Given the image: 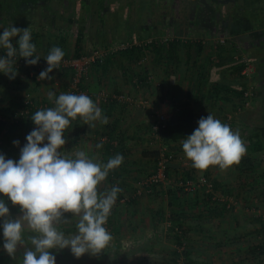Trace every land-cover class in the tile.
<instances>
[{
	"label": "rangeland",
	"instance_id": "rangeland-1",
	"mask_svg": "<svg viewBox=\"0 0 264 264\" xmlns=\"http://www.w3.org/2000/svg\"><path fill=\"white\" fill-rule=\"evenodd\" d=\"M128 1L131 5L129 11L128 8H125L124 13L126 14L122 16V14L119 13L115 20H109L106 17L104 19V14L99 9L96 12L98 16L97 20L99 22L95 18H93V21L91 20V24H93V27L92 25H88L90 24L88 23L89 21H85L89 20L91 14L89 15L87 8H85L84 6L83 0H39L38 4H34L35 2H26L24 4V7H22L23 10L15 13L14 15L11 14L14 13L12 12L13 9L10 12L11 15L7 12V5L2 1L1 11L7 12L9 16L7 17V14H4V17L2 16V14H0V29L3 30L5 28L14 26L20 29L29 28L31 34L32 32H36L38 34V37L36 39L38 51L36 53L41 58L39 60V68L33 69L34 72H36V76L34 77L26 74L25 72H20L16 67L14 68L16 69L18 74L15 79L10 80L8 76L0 74V108H5L7 105H10L12 101L20 103L26 93H30L33 99L37 100L39 105L40 103L49 104V107L47 106L46 108H50L54 106L53 100L49 99L50 92L54 93L55 96H58L61 93H70L72 80V73L70 68L59 66L58 69H54L51 73H49L51 79L46 78L37 82L38 79L36 78L37 74L39 76L40 72L47 68V65H44L45 59L43 58V46H46L45 48L49 49L50 43H52L62 31H68V34L64 35L69 36V38H71V44H73L80 24L84 21L86 40L85 47L86 51H88L85 54H89L94 48H96L95 42L98 45L103 44V42L105 41H108L112 44L121 42V40L119 41L120 38L117 39L118 33L116 31V29L120 30V25L127 27V31L136 32V30L141 27L140 24H143L146 21V12H149L150 9V11H153L151 22H153V24H157L162 19L161 14L166 13V15L168 16H182L181 12L185 7L179 0H157V2L152 5L148 3H151V1L153 0ZM144 1H146V7L149 9L147 11H144ZM197 1L198 0H192L190 3L188 2L192 5L193 9H195L194 11H197ZM15 3L16 2L12 4L15 6ZM105 5L107 7L117 9L119 3L118 0H111V4L109 1H106ZM198 14L199 15L196 14V16L200 18L201 13L199 12ZM254 14L255 18L257 19H260V17L264 16L262 10H257ZM117 20H119L118 24ZM254 23L258 24L259 22L254 19ZM133 28H135V30H133ZM107 29L110 30L109 33H106ZM91 36L94 37L95 41L91 40ZM188 36L190 37L191 35ZM149 38L155 39L156 37H151L146 34L142 39H138V41L144 44V42H146ZM191 38L192 40L196 39L195 36H191ZM204 38L205 45L211 47V50L213 49L212 53H210L211 56H214L213 61H218L217 50L219 48H217V45L219 46L229 44V39L224 37L217 38L210 35H206ZM14 39H12L11 41L12 44H14L15 42ZM157 39H159V36L157 37ZM252 39H254V37H252ZM214 46L216 48H213ZM261 47H264V41L261 43ZM73 50V48L72 50L71 48L70 50H67L66 57L73 58ZM151 52V50L145 49V55H143L142 59L139 60L142 62H135L134 66H129V68L131 69L133 74H135V77L138 73H141L142 71L144 72L145 69H147V72L151 71V75H153V84H151L148 89L156 90V83L159 82V75L155 68L156 66L155 60H153V53ZM234 55L235 57L247 56L246 53H244L241 49L232 54V56ZM247 61H249V59ZM248 63L253 66L254 70H250L251 72L249 73V75H244L247 77V81L246 85H243V87L245 89V92H249V96L247 97V100L245 99L248 104L244 105V108H242L241 112L237 113V107L240 106V102L242 101V99H236L234 96H231V94H226L224 91L220 92L223 93V96L221 98H216L214 102L213 100H211L213 103L208 101V105H205L206 107L201 108L199 106H194L201 117H206L208 114H211L214 118L219 119L223 123H226V117L228 115H232L231 129L233 131H239L242 141H245L249 129L247 132L241 130V128L243 127V121L240 119V115L243 116L242 119L245 118V123H248L251 126L252 124H259L264 120V115L262 113L264 103L262 102L261 97L256 99V96L254 95L259 91L264 95V79L256 77V74H254L255 66L253 62ZM20 67L24 68L25 66L22 65ZM93 69L94 68L92 67V70ZM232 74L237 79V74ZM224 81H220L221 84L224 83ZM126 84L131 90L137 91V89H139L133 87L132 82L130 83L126 81ZM107 85L108 84H105V87H96L92 85L90 76H88V78L84 82L86 91L94 90V88H99V90L101 91L108 92L110 88L109 86L107 88ZM232 85L234 88L237 87V89L243 88L238 86L236 82H232ZM140 88L142 89V87ZM225 96H228V99H225ZM177 100L181 101L180 98H178ZM156 116L157 115H155L154 118H156ZM35 127L36 126L34 125L32 128L34 129ZM126 131L130 132L131 129L128 128V130ZM142 131L143 129L141 127H138L135 132H132L135 136V139L133 140V145L130 146L129 149L128 147L126 148V150L128 149L127 151L122 152L121 147H117L111 150L109 154L104 155L102 154V152L105 151V146L103 145V147L99 149L100 151L95 155L96 160L93 159V155L89 156V158H92L94 161L106 163L115 155L122 154L124 158L123 163L111 172L121 171L123 167H125L123 165L124 163L127 165L126 168L128 170L126 172L127 177H125V187L123 189L124 200L119 202V204H117L116 206V222L115 226H112L115 227V229L113 230L112 228V230L110 231L112 240L109 242V245L96 256H91L89 254L83 255L82 258L85 259V262L94 263L96 260H99L102 257L101 255L103 253H106V250L112 251L114 249V246L117 243H120L122 247L121 251L123 252V262H120L118 264H168L167 262L171 257V253L177 245L175 244V241L172 237L173 235L171 233L172 231L170 230L172 224L169 221L171 216L168 209L169 195L167 191L170 188L180 186V182L182 179H196L200 176H206L213 181L217 180V182L219 183L217 191L227 193L234 198V207L236 206V209L234 210L233 207V209L231 210H226V212L222 215L223 218L219 221V223L217 222L218 224L207 225V231H205V226L203 225V230L193 231L192 235H188L187 233L188 239H193V241L197 243L199 252L208 251L207 253H217L218 257L211 259L210 264H234L235 262L231 263V261H229L230 259H225L222 257V254H225L226 249L229 247V245L227 247V244L225 242L223 243L222 241H225L227 238H229V235L235 233V231L232 229L233 225L234 223H237L236 225L238 228L239 225L236 219L237 217L243 215V217H245V221H248L245 224V228H248L247 230L251 231V233L243 236L244 238L241 241V243H244L243 249L238 251L236 261L237 263L235 264H264V253L260 254L258 253V250H250L253 248V246L264 244V236L262 234L261 223L258 220L260 213L261 215H264V154L260 153L253 155L246 151L245 155L251 157V163L255 164L256 167L254 168L255 170L253 171V175H247L249 173H242L238 169L239 163L234 164L233 166L224 170L220 169L218 166H210L206 170H198L192 167V162L188 160L183 153L182 142L165 144L163 142H156L152 140V144L149 143V148H147L149 152L155 150L158 151V149H160L161 147H165L169 152L173 154V158L170 162H168L165 172V178L156 186L158 192L156 194L152 193V195L142 193L141 195L137 196L136 203H130L128 201L129 199L134 198V190L138 188V186L142 181H144V179L148 178L156 171L153 156H148L150 157V159L144 157L143 153L145 145L144 137H142ZM30 132L31 130L16 132V136L9 138L8 142L1 134L0 153L4 154L6 159L18 160L20 156V149L26 143V136ZM14 141H19V145H15L13 143ZM79 148L80 149L78 150L76 145L71 143V141H68L63 146L62 150L66 155L69 156H72L71 154L74 155L77 151H84L86 152V154H88V149L92 150V145H89V143H87L85 147L79 146ZM100 154L103 156L102 159L100 157ZM144 158L146 160H144ZM256 179L257 182L254 181ZM107 184L108 182L106 178L104 182L98 185V191L102 192L103 188ZM224 190L228 192H225ZM189 192L190 193L187 195V204H185L187 207V209H185L187 216L190 215L192 211L191 204L194 203L195 192H198V194L201 196V189L196 188L195 190ZM156 209H162L164 213L163 221H161L157 232L152 230L150 224L151 220L153 222L154 210ZM9 210L10 214L13 215V218H17L22 215V213L15 214L16 210L14 211L13 207H11V209ZM196 212H198V210H196ZM245 213H248L250 215H247ZM65 218L69 219V222L66 224H62L63 226H72L77 223V218L73 217V214L70 212L66 214ZM242 227H244V225H242ZM240 230H242V228H240ZM154 233H156V239L153 238ZM2 242L3 237L2 233H0V245H2ZM26 247H30V244L19 247L15 258L9 257L6 251L0 248V264H22L23 253ZM144 249H147V255L144 254ZM160 256H162V258ZM59 257L60 255L58 256V258ZM182 260L183 255L180 258L181 263Z\"/></svg>",
	"mask_w": 264,
	"mask_h": 264
},
{
	"label": "clouds",
	"instance_id": "clouds-1",
	"mask_svg": "<svg viewBox=\"0 0 264 264\" xmlns=\"http://www.w3.org/2000/svg\"><path fill=\"white\" fill-rule=\"evenodd\" d=\"M19 37L16 47L12 39ZM0 74L15 79L14 68L17 57L28 65H36L40 56L32 42L29 28L14 26L0 31ZM65 53L60 47H53L43 57L47 68L38 79H51L49 73L58 69ZM54 106L37 110L31 117L36 126L27 136L20 149L18 160L6 159L0 153V194L12 205L20 207L21 216L13 218L8 201L0 197V245L9 257L15 258L21 245L30 244L23 253L22 264H56L50 249H69L75 258L85 254L96 256L112 240L106 229L108 217L122 189L112 186L103 192L98 185L106 180L110 171L123 163V155L117 154L106 163L94 161L84 151L74 156L62 150L66 144L65 132L78 117L89 127L93 122L106 124L108 119L102 109L85 94L49 93ZM198 127L182 141V150L192 167L206 170L210 166L227 169L238 164L247 149L239 131H233L228 124L211 114L197 121ZM19 145V141L13 142ZM103 143L96 145L97 149ZM77 218L76 233L66 236L58 225L69 219L65 213ZM30 231L32 235L25 233Z\"/></svg>",
	"mask_w": 264,
	"mask_h": 264
},
{
	"label": "trees",
	"instance_id": "trees-1",
	"mask_svg": "<svg viewBox=\"0 0 264 264\" xmlns=\"http://www.w3.org/2000/svg\"><path fill=\"white\" fill-rule=\"evenodd\" d=\"M4 2L8 8L7 12L10 14L11 10L15 14L17 12H20L23 10L22 7H24V4L26 2H31L34 4H38L39 0H1L0 1V14L4 16V14H7V12H2V4L1 2ZM84 6L87 8V11L89 12V15L91 14L88 25L93 24V18L97 20L98 16L96 12L100 9L104 14L105 17L109 20H115L119 13L125 15L124 13L125 8H131L129 1L123 2V0H118V7L117 9L107 7L105 5L106 1H109L111 4V0H83ZM177 1V0H175ZM183 6H185L181 12V15L177 16H168L166 13L161 14V20L157 24H153L151 22V16L153 11H150L146 5V1H144V11L149 10V12H146V21L143 24H140L141 27L134 31H127L128 28L124 27L123 25H120V30L116 29L117 31V39L119 41L123 42H129L130 46H128L125 49L119 50L114 53H108L104 60L102 62L97 61L95 62L92 67L95 68L98 65H101L104 69L108 68V65L111 63H117V68L119 70H122L124 77H128L130 75L133 77L135 74L131 71V69L128 68H119L120 62L117 61H123L126 59V61L132 62V63H139V60L142 59V56L145 55V49H149L152 52H154V58L155 61H161L164 57L167 58L170 61H174L173 58L177 52V50L180 48L181 50H186V61L185 63H188L190 61V49L195 48L197 55H199L203 49L202 44V34L204 33L203 37L205 35H210L214 37H224L229 39V44L219 45L218 49V61H220V64L222 66L226 65L228 69H230L231 73L237 74L236 81L237 85L240 87H243V85H246L247 77L242 74V71L246 67L247 62H253L255 66L254 74H256V77L264 79V47L256 46L254 42H260V39L264 38V16L260 17V19L255 18V12L257 10H262L264 13V0H198L197 1V11H194L192 5L189 4L192 0H179ZM15 3V6L12 3ZM157 0L151 1V3H148L150 5L156 3ZM189 2V3H188ZM12 4V5H11ZM5 7V8H6ZM152 7V6H151ZM201 13V17L198 18L196 16L199 15L198 13ZM7 14V17L9 16ZM10 14V15H11ZM109 15V17H108ZM5 17V16H4ZM254 19L257 20L259 23L255 24ZM82 20V19H81ZM92 20V21H91ZM150 20V21H149ZM83 21V20H82ZM98 21V20H97ZM96 21V22H97ZM99 22V21H98ZM94 23V22H93ZM119 23V20H117V24ZM105 24V23H104ZM116 24V25H117ZM131 25V24H130ZM91 27V26H90ZM135 30V28H133ZM0 31H3L0 29ZM110 30L107 29L106 33H109ZM206 33V34H205ZM151 36V37H162L165 35H171L173 37V40L166 43H162L157 41H153L151 43L145 44H136V42H139L138 39H142L145 35ZM185 35L186 37L188 35H193L196 37V39H186L183 40L182 36ZM253 35V36H252ZM38 34L35 32L31 34L32 42L36 45ZM191 37V36H190ZM199 37V39H198ZM254 37V39H252ZM85 39V23L84 21L80 24V27L77 31L76 38H75V45H74V54L73 58H79L85 53L83 52V41ZM240 39L249 40L250 43L243 46H238L237 41H240ZM254 40V41H253ZM228 42V41H227ZM112 43H109L108 41L103 42V44L99 45L97 44L96 48L100 49H107ZM16 47V46H15ZM56 47H60L63 50V43L57 45ZM256 47V48H255ZM242 50L244 53H246V57L244 56H232L235 52ZM48 48L47 53L44 55V57L48 54ZM51 50V49H50ZM1 54H3V51H0ZM249 52V53H248ZM65 53V51H64ZM258 53V54H257ZM37 54V53H36ZM257 54V55H256ZM67 56V53L64 55ZM255 58H251V57ZM249 57V58H248ZM19 58V57H18ZM23 59V58H21ZM249 59V61H247ZM24 60V59H23ZM25 61V60H24ZM116 61V62H115ZM195 61V60H194ZM196 64V61L194 62ZM194 64V65H195ZM213 65V64H211ZM25 68V69H24ZM24 68H17L20 72H25L26 74L30 75V71L32 69H36L35 66H27ZM92 69V68H91ZM125 71V72H124ZM201 74V73H198ZM40 80H37V82ZM86 79H82L79 83L80 90H85L84 82ZM148 78L139 77L136 79L137 84L140 86H144L146 88L151 86V83L148 82ZM214 86L209 92V101L215 95H217L216 98H221L219 94L220 92L224 91L226 94H231V96H234L236 99H242L240 102V106L237 107V111L242 110L245 105V99L247 100V97L245 96V89L244 87L241 89H237V87H233L232 83H218L214 82L212 83ZM158 91V96H161V93L163 91V86L158 85L156 87ZM258 92V91H257ZM205 84L201 83V81L198 83V87L196 88L194 95L192 93L189 94L188 91V100L178 102V103H172L171 108V115L170 118L166 124V127L164 129L160 130V137L161 141L165 144L169 143H179L182 142L183 139L190 135L193 130L198 127L197 121L201 118V115L198 114L196 109L194 108L193 104L195 102H201L205 98ZM78 95L76 92L72 93ZM90 97L89 94H86ZM222 95V94H221ZM256 96V99L261 97L262 102L264 103V95L262 92H258L254 94ZM118 96V95H116ZM159 96V100L162 101L163 97ZM251 96V95H250ZM93 102H96V97H90ZM112 98V97H111ZM215 98V99H216ZM23 99L20 103H16L15 101H12L10 105H7L5 108H0V115L3 116L7 114H13L17 110H19L21 107H23ZM225 99H228V97L225 96ZM31 104H29V113L26 116H22L18 119V121L12 123L7 122L4 119L0 118V135L2 134L3 137L6 139V141H9V138H12L16 136V132L25 131V130H33V122L31 121L30 117L40 109H46V107H49V104H43L37 102L36 99H31ZM40 107H39V106ZM115 105H117V99L116 98H106L105 101H102L100 104V108L102 109L104 116H110L112 115L111 110L114 109ZM264 105V104H263ZM202 108V107H201ZM238 113V112H237ZM262 113L264 115V108L262 109ZM243 116L240 115V119L243 121V127L241 128L242 131L248 133L246 135L245 141H243L244 145L246 146L247 151L250 154L256 155V154H264V120L261 121L259 124H252L249 125L248 123H245V118L242 119ZM264 118V116H263ZM245 123V124H244ZM226 124V123H225ZM83 124H81V119L78 117L76 120L72 121L69 128L65 132V138L66 141H77V138L79 137L80 133L83 132L84 129H82ZM27 127V128H25ZM18 130V131H17ZM99 132V133H98ZM97 135L100 137L106 136L107 143L105 144V154H109L111 150L121 147V149L124 147L122 144L125 141L127 135L125 132L120 130L119 124L115 122V124H109L106 123L102 128L101 132L97 131ZM113 141H117V145H114ZM99 143V142H98ZM124 150V149H123ZM144 154L146 156H153L154 158V164L156 168L157 164V158H158V151H152L147 152L144 151ZM249 161V162H248ZM240 164V165H239ZM238 164V169L242 173H249L247 175H253V171L255 170V164L251 163V157L245 154L242 156L240 162ZM246 164V166H245ZM257 182V179L254 180ZM108 185L103 188L105 191L106 189H110L112 186H118L122 189V191L118 194V198L116 201L115 208L113 206L111 210V215L108 217L107 224L105 225L106 229L108 227H111V230L115 229V216L117 213L116 206L121 202V200L124 198L123 189H124V182L122 178H120L119 174L116 172L109 173L107 177ZM215 188L218 189L219 183L217 180H214ZM157 184H152L151 190L144 194H150L157 193ZM137 189L134 191L136 192ZM200 191V190H198ZM225 192H228L224 190ZM103 192V191H102ZM134 192V194H135ZM169 195L168 199V209L170 211V223L172 226L170 227V230L172 231V237L175 241V244L177 245L176 248L173 249L171 253V257L168 260V264H196V261H194L192 255L193 252L196 250V247L194 244L187 238V229L190 227L188 218L189 215H186L185 209H187V195L190 193L189 191L185 190L182 186L170 188L167 191ZM137 194L134 195V198L129 199L128 202L130 203H136ZM0 197H3L5 200L8 201V207L11 209L13 207L14 211L16 210L15 214H21L20 208L18 205L11 204L10 200H8L7 197H4L3 194H0ZM211 196L209 194H205L203 190L201 191V196L198 194V192H195V199L194 203L191 204V208H196L202 204L206 205L209 216L211 218H217L218 215H223L226 212V207L224 205L217 203H214L213 206L211 205ZM197 209V208H196ZM18 210V211H17ZM14 214V213H13ZM67 213L64 214V218ZM13 217V215H11ZM260 217V218H259ZM258 220L261 223V229L262 234L264 236V215L259 214ZM164 213L162 209H157L154 211L153 216V228L154 231L157 232L158 227L163 221ZM59 230L63 231L66 236H71L76 233V224L72 226H63L62 224L57 226ZM161 227V226H160ZM32 235L30 231H27L25 233V239H27V236ZM156 235L153 237L155 238ZM156 239V238H155ZM27 244V243H26ZM25 244V245H26ZM21 245V246H25ZM20 246V247H21ZM121 244L117 243L114 246V249L112 251H105L106 253H103L101 258L99 260H96L94 263H88L85 262V259L75 258L71 251L69 249H50V253L55 255L56 257V263L58 264H118L120 262H123V255L121 251ZM19 250V249H18ZM145 250V249H144ZM251 251L258 250V253L263 254L264 253V244L263 245H256L253 246ZM60 257L58 258V256ZM183 255L182 263L180 262V258Z\"/></svg>",
	"mask_w": 264,
	"mask_h": 264
},
{
	"label": "crops",
	"instance_id": "crops-1",
	"mask_svg": "<svg viewBox=\"0 0 264 264\" xmlns=\"http://www.w3.org/2000/svg\"><path fill=\"white\" fill-rule=\"evenodd\" d=\"M67 32L62 31L60 35L57 34L58 37L49 45L50 48L48 50V53L50 49H52L53 47H56L57 45L61 43H63V51H65V53H67L66 51L70 50V48L71 50L72 48L74 49L75 40H74V43L71 44V38H69V36L64 35V34H68ZM203 35L204 33L202 34V36H200L202 38V44H203V49L201 53L197 55L195 48H191L189 51L191 58L188 63H185L186 57H187L186 50L185 49L181 50L180 48L177 50L175 56L173 57L175 59L174 61L169 62V60L165 57L159 62L155 61V66H156L155 68L159 75V82L156 83V87L158 85L163 86V91L161 93V96L159 95L160 97H163L162 101L159 100L157 89L149 90L148 88L144 86H140L136 82V79L142 76V78L144 77L148 78L149 81L146 83L153 84L152 82L153 75H151V71L147 72L146 71L147 69H145L144 72L142 71L143 73L141 72L137 74L135 72L137 74L136 77L135 76L131 77L130 75H128V77H124L122 70H119L116 67L117 63H112V64L110 63L108 65V68L106 69H104L101 65L96 66L93 70L91 69L89 76L91 78L92 85L96 87L97 86L105 87L104 85L108 84L107 88L108 86L110 88L108 92L101 91L99 90V88H94V90L87 91V94H89L90 97H94V96L96 97V102L94 103H96L97 106L100 107V104L102 101H105L106 98L112 99L114 95H122L123 97H125V100H117V105H115L114 109L111 110L112 115L107 116V119H108L107 123L113 125L115 124V122H117L119 124L120 130L125 132V134L127 135L125 141L122 144L124 146L121 149L122 152L127 151L129 147L133 145L132 143L134 142L133 140L135 139V136L132 132H135V130L138 127H141L143 129L142 137H144V145H145L144 151L147 152V148H149V145L152 144V140H154L152 137V133H151V127L155 119L154 118L155 115H157L160 112H170L171 113L172 103L173 102L178 103V102L188 100L189 99L187 96L188 91H189V94L192 95L193 93L194 95V92L196 88L198 87V83L200 81L201 83L205 84V93H204L205 98L201 102H198V103L195 102L193 104V106H199V107H206L205 105H208V101H209L208 99H210L208 91H210L214 87L212 83L214 82L221 83L220 81L225 80L224 83L231 84L232 82L238 81L236 80V77L231 73L230 69H228L226 65L222 66L220 64V61H217V60L213 61L214 56L210 55L213 49L211 50V47H209L208 45H205L204 37L206 35L204 37ZM182 38L183 40L192 39L191 37L189 36L186 37L185 35H183ZM18 39H19L18 36L14 39L15 40L13 44L14 47L18 46L17 45ZM91 40L95 41L94 37H92ZM85 41L86 40L84 39L83 52L87 53L88 51H86ZM263 41L264 39H260L259 43L254 42V44L256 46H261V43ZM248 43H250L249 40H244V39H240V41H237L238 46H243V45L247 46ZM95 46H97L96 42H95ZM43 47H44L43 51L45 55L47 53V49L45 48L46 46H43ZM218 47L219 46L217 45V48ZM213 48H216V47L214 46ZM36 49H37V43H36ZM151 53H153V58H154V52H151ZM194 60L196 61V64L194 63L195 62ZM117 62H120L119 63L120 69L128 68L129 66H134V63L126 61V59L123 61H117ZM198 73H201V74H198ZM126 81L130 83L132 82V86L139 88V89H137V91L131 90L130 88H128L129 86L126 84ZM140 87H142V89ZM221 94L219 95L222 97L223 93ZM216 97L217 95H215V97H213L211 100H213L214 102L216 100L215 99ZM178 98H180L181 101L177 100ZM209 102L213 103L212 101H209ZM213 111H216V110H213ZM241 111L242 110H239L237 112L239 113ZM93 123L95 124V127H89L87 124H85L83 119H81V124H83L82 129L84 130L82 133H80L79 137L77 138V141L74 142L71 140V143L76 145L78 150L80 149L79 146L85 147V145L89 143V145H92V150L88 149L89 152L87 155L88 156L93 155V159H95L96 158L95 155L97 154V152L100 151L99 149L96 148V145L102 142L103 145L105 146V144L107 143V138L106 136L99 138V136L97 135V131L101 132V128L105 124L100 123L99 121L93 122ZM128 128L131 129L130 132L126 131L128 130ZM68 141L69 140H67L66 142ZM113 143H116L117 145V141H113ZM127 147L128 149L126 150ZM102 154L105 155V151L102 152ZM71 155L74 156L73 154ZM100 157L101 159L103 158L102 155ZM144 157L150 159V157L146 156L145 154H144ZM145 158L144 160H146ZM123 165L125 167H123L121 171H117V170L116 171L119 172L118 174L120 178H122L123 182H125V177H127L126 172L128 169L126 168L127 165L125 163ZM213 204L214 203L212 202L211 205L213 206ZM196 208L191 209L192 211L188 217V221L190 225V227H188V229L186 230L188 231L187 232L188 235H192L193 231L203 230V225L205 226V231H207L206 229L207 225L218 224L219 221L223 218V216L221 215H218L217 218H211L209 216L207 207L204 204ZM235 209H236V206L234 207V210ZM196 210H198V212H196ZM226 210L228 209L226 208ZM245 214L250 215L248 213H245ZM236 221H238L239 227L237 228V225H236L237 223H234L232 229L235 231V233H232L233 235L232 234L229 235V238H227L225 241H222L223 243L225 242L227 244V247L229 245V247L226 249V253L222 254V257L225 259L226 258L230 259L229 261H231V263L233 262L237 263L236 262L237 253L239 250L243 249L244 243H241V241L244 238L243 236H246V234L251 233V231L247 230L248 228H245V224L248 221H245V217H243V215L237 217ZM150 224H151L152 230H154L152 220L150 221ZM242 225H244V227H242ZM240 228H242V230H240ZM243 230H246V231H243ZM238 231L240 232L242 231V232L240 233ZM155 235L156 233H154V236ZM190 241L196 247V250L193 252V255H192L194 261H196V264H210L211 259L218 257L217 253H210V252L207 253L208 251L199 252L197 243H195L193 239ZM146 250L147 249L144 250L145 255H147V252H148ZM160 257L162 258V256Z\"/></svg>",
	"mask_w": 264,
	"mask_h": 264
},
{
	"label": "built area",
	"instance_id": "built-area-1",
	"mask_svg": "<svg viewBox=\"0 0 264 264\" xmlns=\"http://www.w3.org/2000/svg\"><path fill=\"white\" fill-rule=\"evenodd\" d=\"M159 41L162 43L168 44L171 40H173V37L171 35H165L162 37H159V39L155 38H149L147 39L146 43H151L153 41ZM136 44H142L141 42H137ZM145 44V42H144ZM128 46H130L129 42H118L117 44H111L107 49H100V48H94L89 54H84L79 58H69V57H63L60 66H63L65 68H70L72 73V80H71V86H70V93L76 92L78 95L80 94H87V91L80 90L79 83L82 79H87L92 65L100 61L102 62L106 55L108 53H114L119 50L125 49ZM16 64L14 67L19 68L20 66H33L28 65L23 59L16 58ZM21 60V61H20ZM142 61H139L141 63ZM44 65H47L46 60H44ZM35 68H39V61L36 65H34ZM254 70L253 66L250 65L248 62L246 63L245 69L242 71V74L249 75L251 71ZM34 70L32 69L30 71V76L34 77L36 76ZM37 74V79H38ZM39 80V79H38ZM251 95V94H250ZM245 96H249V92H245ZM113 98H116L117 100H125V97L122 95H114ZM32 96L30 93H26L23 99V107H21L19 110H17L15 113L7 114L3 116L0 115L1 119L6 120L7 122H16L18 119L22 116H26L29 113V104H31ZM248 102L245 103L247 105ZM171 113L170 112H160L157 114L156 118L153 121L152 127H151V133L154 141L156 142H162L160 137V130L164 129L166 127V124L170 118ZM231 122H232V115H228L226 117V124H228L231 128ZM116 145V143H114ZM158 158H157V164H156V171L150 175L148 178L144 179L138 186L135 194L141 195L142 193L149 192L151 190L152 184H157L159 182H162L165 178V172L167 169L168 162H170L173 158V154L168 151L165 147H161L158 149ZM180 186H182L187 191L195 190L196 188L203 190L205 194H209L211 196V201L213 203H219L221 205H224L228 210L233 209L235 201L234 198L227 193H223L220 191H217L214 185V181L206 176H200L196 179L187 178L182 179L180 182ZM134 194V195H135ZM122 199L121 201H123ZM107 230L110 232V227L107 228Z\"/></svg>",
	"mask_w": 264,
	"mask_h": 264
}]
</instances>
